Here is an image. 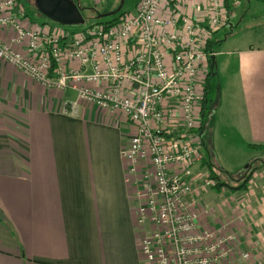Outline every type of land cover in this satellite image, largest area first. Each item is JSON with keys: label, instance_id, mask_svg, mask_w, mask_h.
Wrapping results in <instances>:
<instances>
[{"label": "crops", "instance_id": "0c3cea01", "mask_svg": "<svg viewBox=\"0 0 264 264\" xmlns=\"http://www.w3.org/2000/svg\"><path fill=\"white\" fill-rule=\"evenodd\" d=\"M19 1L24 25L56 29L34 0L28 2L44 18L42 24ZM230 2H225L227 24ZM219 32L212 42H220ZM13 36L12 29L0 27V41L11 44ZM14 48L26 50V46ZM214 60L212 76L215 69L220 77L235 76L226 88L234 110L216 126L215 119L210 121L203 134L212 130V148L217 152L220 144L233 145L226 142L227 131L238 125L241 143L264 150V45L241 46ZM207 85L210 89L209 81ZM213 111L216 116L220 110ZM135 133V126L120 113L86 105L72 89H47L0 61V264H147L140 242L150 228L138 224L143 201L135 185L127 182L129 163L122 155ZM206 157L196 171L209 172L203 165ZM146 165L139 163L140 177ZM263 177L244 190H237L227 178L229 186L195 194L201 228L222 231L233 222L240 250L257 258L264 254Z\"/></svg>", "mask_w": 264, "mask_h": 264}, {"label": "built area", "instance_id": "2783aa9c", "mask_svg": "<svg viewBox=\"0 0 264 264\" xmlns=\"http://www.w3.org/2000/svg\"><path fill=\"white\" fill-rule=\"evenodd\" d=\"M226 0H141L119 23L71 36L62 29L26 26L19 0H0V61L47 89H72L86 105L120 113L136 128L123 157L127 182L143 203L138 224L147 264H239L233 222L201 228L195 194L215 185L196 171L202 161L205 86L217 53L208 46L228 22ZM17 12V13H16ZM92 71L88 72L87 67ZM147 162L138 175L139 163ZM243 222V217H238Z\"/></svg>", "mask_w": 264, "mask_h": 264}, {"label": "rangeland", "instance_id": "374dc122", "mask_svg": "<svg viewBox=\"0 0 264 264\" xmlns=\"http://www.w3.org/2000/svg\"><path fill=\"white\" fill-rule=\"evenodd\" d=\"M73 1L78 4L79 7L82 9V15L86 20L85 24L73 26H59V24H56L54 22H49L48 24L55 26L57 29L67 30L70 34L82 33L83 31H87L91 26H94L97 22H109L114 18H119V16L122 14L134 13L141 0H101L99 3L94 0ZM23 2L25 3L30 16L35 20V22L38 24H42L45 20L44 18L38 16L37 12L35 11V8L31 6L32 4L29 3L28 0H23ZM119 7H122L119 13L113 16L99 18V16L113 12ZM229 8L230 23L227 24L218 33V39L221 43L215 45L214 47L215 52L217 53L216 57H218V55L222 52L226 54L227 51L234 50L235 48L241 46H263L264 3L261 0H231ZM215 73L216 75L211 76L209 80L210 89L207 93L206 110L204 111V115L201 117L204 131L206 129L207 124H210V121H212L213 124L215 119L216 126V124L220 121H226L225 119L227 118L228 113L234 110L229 94L228 92H226V88L228 85L233 83V81L235 82V76L230 77L229 75H222L220 77V74L217 73L216 69ZM233 89L234 86L230 91H234ZM240 108L241 107L239 106V102L237 101L238 111L240 110ZM212 109L217 110V112L218 109L220 111L219 113H216L215 116V111H213ZM222 113L224 114V120L220 119V115ZM212 114H214L213 120H210ZM235 128H237V131L235 130ZM235 128L229 129L227 131L229 137L226 142L228 143L233 141V145L229 146L225 144H220V149L217 152L215 151V153H219L220 155H222L221 159L220 157H218V155H216L217 163H221L227 169H231L230 172L234 176H237L238 173L244 171L245 174H240L239 177L236 178L237 180H239L242 176L245 177L251 175L249 181V184L251 185L257 182L259 178L263 177L264 166L262 164L264 163V150H254L256 148H251L247 144L241 143L239 141L240 139H242L240 129L238 128V125ZM210 131L211 132L208 133L207 136L205 135V133L202 135L204 141L201 144V153L205 157L207 153L203 144L205 143L208 146L212 147V130ZM207 158L208 155L206 159ZM247 164L251 166L248 170H245ZM200 167L202 168L203 166L200 165ZM227 183L230 184V180H228ZM239 184V182L233 183V185H236V187ZM257 256L258 258L254 255L249 264H264L262 262L264 260H262V258H264V254L261 252V255Z\"/></svg>", "mask_w": 264, "mask_h": 264}, {"label": "trees", "instance_id": "16d2710c", "mask_svg": "<svg viewBox=\"0 0 264 264\" xmlns=\"http://www.w3.org/2000/svg\"><path fill=\"white\" fill-rule=\"evenodd\" d=\"M261 1L264 3V0H261ZM229 12H230V10H229ZM119 21H120L119 18H114L113 20H111L109 22H102V23L97 22L94 26H91L87 31H83L82 33H87L90 29L96 27L97 25H103V26L106 27V26H110V25H115V24L119 23ZM65 31L68 32L67 30H65ZM76 34H81V33H73V34H70V35L74 36ZM216 44H220V42H217V43L211 42L210 45L208 46V50H213V46H215ZM212 64H213V62H212ZM213 74H214V69L212 68L210 76H209V78L207 80V84H208V81L210 80V78H211V76ZM207 84L205 86V94L206 95H207L208 90H209V87H208ZM204 102H205V100H204ZM206 105H207L206 103H203L202 116L204 115V111L206 110ZM200 134L203 135V126H202V129L200 130ZM203 145L206 147L205 150H207V152H208V158L203 160V165L206 166L208 168V171H209V172H205V173H207L209 175V178L212 181L215 182V185L212 186V187L221 188V187H224V186H227V185L229 186L227 181L224 182L225 179L229 178V179H231L234 182H239L240 183L238 185V187H236L237 190L247 189V185L249 184L251 175L250 176L248 175V176H245V177L242 176L239 180H237L236 178L239 177L240 174H243V173L245 174V172L241 171L240 173L237 174V176H234L233 174L224 171L222 168H220V166H218L217 161L215 160L216 155H215V152L213 151V148L210 147V146H207V144H205V143ZM250 147L251 148H257L254 145H251ZM250 166L251 165H248V167L245 170H248L250 168Z\"/></svg>", "mask_w": 264, "mask_h": 264}, {"label": "water", "instance_id": "95a60500", "mask_svg": "<svg viewBox=\"0 0 264 264\" xmlns=\"http://www.w3.org/2000/svg\"><path fill=\"white\" fill-rule=\"evenodd\" d=\"M34 5L43 16L62 26L82 25L86 22L82 15V9L73 0H34ZM121 9L122 7H119L113 12L99 16V18L113 16ZM214 59L213 69L215 67Z\"/></svg>", "mask_w": 264, "mask_h": 264}]
</instances>
